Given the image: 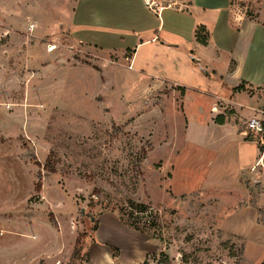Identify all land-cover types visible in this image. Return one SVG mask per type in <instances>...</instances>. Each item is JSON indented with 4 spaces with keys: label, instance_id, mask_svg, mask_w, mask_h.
Wrapping results in <instances>:
<instances>
[{
    "label": "rangeland",
    "instance_id": "rangeland-1",
    "mask_svg": "<svg viewBox=\"0 0 264 264\" xmlns=\"http://www.w3.org/2000/svg\"><path fill=\"white\" fill-rule=\"evenodd\" d=\"M167 1L163 15L145 0H0V264H105L90 257L107 213L154 242L144 264H264V207L233 214L264 196L245 200L239 189L251 188L231 177L223 190L216 174L232 168H211L216 150L195 146L203 123L248 120L223 102L211 119V96L225 99L235 78L193 61L183 101V53L170 70L152 45L135 48L164 24L187 28L182 4ZM243 2L249 19L264 8Z\"/></svg>",
    "mask_w": 264,
    "mask_h": 264
},
{
    "label": "crops",
    "instance_id": "crops-1",
    "mask_svg": "<svg viewBox=\"0 0 264 264\" xmlns=\"http://www.w3.org/2000/svg\"><path fill=\"white\" fill-rule=\"evenodd\" d=\"M154 1L159 5H163L164 2V0ZM243 1L179 0L186 13L183 18L187 19V28H183V31L164 30V24L163 28L159 27L156 30L153 37H149L150 39L137 41L135 48L152 45L155 47L154 51L166 56L164 68L170 70L179 67L175 61H172V58L183 53V74L186 73V78H183V101L188 95V83H185L187 75L195 74L193 61L207 76L212 73L214 78L223 82L235 78L234 85L225 84L228 90L225 99L221 100L216 96H211L214 100L210 110L211 119L217 114H222L221 111L224 109L219 108V103L223 102L228 107L233 106L237 109L238 114L243 113L245 108L246 115L243 116L248 120L239 123L228 121L224 125H217L212 121L207 125L203 123L199 126L200 128L198 127L199 137H197L195 146L202 149L203 153L216 150L217 165L215 163L211 168L224 165L232 168L231 172L225 173L219 170L216 174L223 190L233 183L231 179L233 178L240 186L247 184L252 189L249 191L239 189L242 197L245 200L256 202L264 196V148L262 150L257 143L248 138L247 124L253 118H264L262 116L264 113V94H262L264 93V8L258 12L255 19H249L246 17L247 6L243 7L241 4L244 3ZM168 9L165 8L160 12L164 15ZM71 24L68 26L71 30L70 36L74 33V26ZM200 27L205 28L208 36L206 46L197 41L196 34ZM77 28L75 27V30ZM127 53L131 54V61L134 63L135 52L129 50ZM243 82L244 91L234 92L233 89ZM173 87L180 88L176 85ZM261 95L263 97H260ZM242 99H245L244 104L241 102ZM205 116L203 120L206 119ZM246 170L247 173H243ZM254 190L258 193L253 192ZM256 203L257 205L247 203L238 207L233 214H237L238 211L246 214V211H249L257 218L259 210H262L264 206ZM106 229L116 232L122 238L120 242L101 243L99 238ZM95 242L94 247L91 248L90 262L95 257L94 259H102L105 264H113L112 254L109 249L103 248L104 245L106 247L112 245L119 250V264H144L147 257L156 251L154 242L149 241L141 233L124 226L119 216L113 213L104 214L99 218Z\"/></svg>",
    "mask_w": 264,
    "mask_h": 264
},
{
    "label": "trees",
    "instance_id": "trees-1",
    "mask_svg": "<svg viewBox=\"0 0 264 264\" xmlns=\"http://www.w3.org/2000/svg\"><path fill=\"white\" fill-rule=\"evenodd\" d=\"M196 37H197V41L201 44V45H204L206 46L207 45V42H208V36L206 34V30L204 27H200L198 30H197V34H196ZM181 90V92L184 94V90L183 88H179ZM234 92H241V91H244V82L237 88L233 89ZM215 123L218 124V125H224L225 123V118L223 116H218L215 120ZM263 150V149H262ZM51 173H55V169L53 167H51ZM42 189V184L40 182H38L37 186H36V190L38 192H40ZM128 204V207L131 208V209H136V210H140L141 212H147L148 211V207L144 204H140V203H137L135 201H132V200H128L127 202ZM132 227H135L134 225H132ZM137 231H138V228H135ZM98 230V223L95 224V231ZM107 247L110 249V252L112 254V258L113 259H116L119 255V250L117 248H115L114 246L112 245H107Z\"/></svg>",
    "mask_w": 264,
    "mask_h": 264
},
{
    "label": "built area",
    "instance_id": "built-area-1",
    "mask_svg": "<svg viewBox=\"0 0 264 264\" xmlns=\"http://www.w3.org/2000/svg\"><path fill=\"white\" fill-rule=\"evenodd\" d=\"M145 4L149 9L155 7L157 12L160 13V11L165 8H171L173 3L171 1L164 0L163 5H159L154 0H145ZM130 69H132V62H130ZM262 116H264V113H262ZM247 130L248 138H250L251 141L264 146V118L257 117L251 119L247 124Z\"/></svg>",
    "mask_w": 264,
    "mask_h": 264
},
{
    "label": "bare ground",
    "instance_id": "bare-ground-1",
    "mask_svg": "<svg viewBox=\"0 0 264 264\" xmlns=\"http://www.w3.org/2000/svg\"><path fill=\"white\" fill-rule=\"evenodd\" d=\"M53 50H54V48H53Z\"/></svg>",
    "mask_w": 264,
    "mask_h": 264
},
{
    "label": "water",
    "instance_id": "water-1",
    "mask_svg": "<svg viewBox=\"0 0 264 264\" xmlns=\"http://www.w3.org/2000/svg\"><path fill=\"white\" fill-rule=\"evenodd\" d=\"M92 220H94V219H92Z\"/></svg>",
    "mask_w": 264,
    "mask_h": 264
}]
</instances>
